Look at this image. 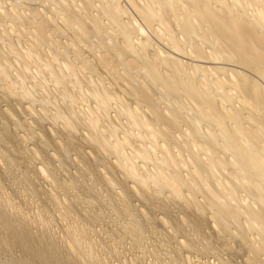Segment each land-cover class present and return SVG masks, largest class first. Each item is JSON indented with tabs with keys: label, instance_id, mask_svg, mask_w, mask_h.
Returning <instances> with one entry per match:
<instances>
[{
	"label": "bare ground",
	"instance_id": "obj_1",
	"mask_svg": "<svg viewBox=\"0 0 264 264\" xmlns=\"http://www.w3.org/2000/svg\"><path fill=\"white\" fill-rule=\"evenodd\" d=\"M0 264H264V0H0Z\"/></svg>",
	"mask_w": 264,
	"mask_h": 264
}]
</instances>
